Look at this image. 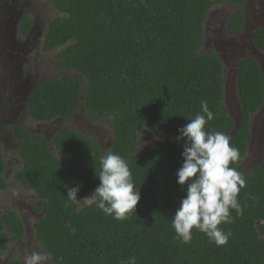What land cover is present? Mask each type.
I'll return each instance as SVG.
<instances>
[{
  "label": "trees",
  "instance_id": "obj_1",
  "mask_svg": "<svg viewBox=\"0 0 264 264\" xmlns=\"http://www.w3.org/2000/svg\"><path fill=\"white\" fill-rule=\"evenodd\" d=\"M62 15L53 21L44 51L62 50L58 66L78 74L43 82L28 104V118L48 124L70 121L83 111L89 119L104 118L112 131L108 151L128 163L141 200L126 219L117 221L94 205L81 208L69 201L65 186H80L78 202L94 192L100 181V144L96 137L63 128L54 147L20 125L12 129L22 143V168L17 181L35 192L44 204L45 217L35 225L36 240L52 264H121L135 257L137 264H264V162L246 172L252 142V120L264 106V72L248 57L237 67L236 95L242 123L225 105L226 70L218 54L202 53L208 14L214 7H240L227 31L245 27L248 0H52ZM32 26L27 19L25 30ZM264 52V30L253 36ZM207 100L215 118L208 129L230 137L241 157L233 167L247 184L239 200L243 215L231 212L232 222L220 227L230 233L228 243L217 246L193 230L183 243L171 227L186 188L177 183L185 141L179 129L201 111ZM159 141L145 150L141 134ZM7 165L0 152V187ZM27 235L20 216H0V251ZM9 264H23L13 260Z\"/></svg>",
  "mask_w": 264,
  "mask_h": 264
},
{
  "label": "rangeland",
  "instance_id": "obj_2",
  "mask_svg": "<svg viewBox=\"0 0 264 264\" xmlns=\"http://www.w3.org/2000/svg\"><path fill=\"white\" fill-rule=\"evenodd\" d=\"M17 7L24 15H28L33 22V33L23 43L29 45V54L24 61L26 73L25 79H30L33 85L43 82H50L58 79L76 78L83 84V91L86 89V82L80 79L78 74L72 71L63 70L58 66V57L62 50L48 53L44 51V43L49 31L50 24L62 15L56 10L52 0H15ZM5 11V10H4ZM237 11L236 7L217 6L215 7L207 21V34L202 53L218 54L224 64L226 74L225 105L229 115L239 122L242 116V108L236 95L237 67L232 59L231 53L239 56V60L253 57L264 72V52H257L252 45V28L258 20L264 19V0H254L249 4V26L247 30H242L236 35L227 32V19ZM263 17V19H262ZM261 27H264L261 26ZM227 46V47H226ZM243 55V56H242ZM230 57V58H229ZM29 66V67H27ZM35 81L37 83H35ZM84 109L70 121L56 120L52 123H35L28 118V114L22 115L18 120L25 130L33 136H41L48 140L56 153L54 141L56 135L66 127L85 135H91L98 139L100 153H106L112 142V131L104 118L92 120L87 117ZM0 109V119L3 118ZM1 123V122H0ZM13 123V122H12ZM17 123V121H14ZM13 123V124H14ZM3 125V126H2ZM8 123L0 124V152L5 157L7 171L4 176V187H0V216L14 212L20 216L27 230L26 238L20 242H11L7 252L0 251V264H9L17 259L23 262L26 252L42 251L43 247L36 240L35 225L44 217L45 213H39L37 209L44 203L40 201L37 194L32 190L25 189L17 181V173L22 168V161L19 157L20 141L15 139L14 132L7 127ZM252 142L250 152L245 160L246 172L250 173L261 166L264 162V106L253 116L252 120ZM144 148H152L159 139L149 133L141 134ZM82 203V202H81ZM81 208L84 205H80ZM48 264H52L51 259Z\"/></svg>",
  "mask_w": 264,
  "mask_h": 264
},
{
  "label": "clouds",
  "instance_id": "obj_3",
  "mask_svg": "<svg viewBox=\"0 0 264 264\" xmlns=\"http://www.w3.org/2000/svg\"><path fill=\"white\" fill-rule=\"evenodd\" d=\"M200 106L201 111L179 129L177 139L184 140L185 144L177 183L186 188V196L171 219V227L185 244L191 242L195 229L205 234L210 242L223 246L231 234L220 226L232 222L233 210L237 215H243L239 195L247 180L232 166L241 157L239 148L231 146L230 137L223 132L208 129V122L215 114L209 109L207 100H201ZM99 164L96 175L100 183L94 192L86 195L81 203L77 200L80 186H65L68 200L77 205H94L117 221L136 213L141 193L133 182L127 161L108 151L100 157ZM50 259V253L31 251L25 253L23 264H48ZM121 264H137V261L131 257L122 260Z\"/></svg>",
  "mask_w": 264,
  "mask_h": 264
},
{
  "label": "flooded vegetation",
  "instance_id": "obj_4",
  "mask_svg": "<svg viewBox=\"0 0 264 264\" xmlns=\"http://www.w3.org/2000/svg\"><path fill=\"white\" fill-rule=\"evenodd\" d=\"M253 1L254 0H248L247 4L244 6L246 22L245 27L242 30L248 29V8L249 4ZM236 8L237 11L238 9H240V7ZM210 13L208 14V16L210 15ZM235 13L236 12H234L233 14ZM233 14H231L227 19V26ZM27 19L30 21L32 26L29 29L25 30ZM254 25V28H252L253 36L258 31L264 30V27H261L264 25V19L258 20ZM32 30V20L30 19V17H28V15H24L22 10L17 7V3L15 0H0V109L2 110L1 115H3V118L0 119V122L2 124L3 122L8 123L9 126L7 127H9L8 129L12 132H14L12 128L15 125H20V123H18V119L22 115L28 114V104L30 102L33 90L37 86L42 84L38 83L36 85H33L30 82V79H25L27 73L25 71L26 67H24V70L22 69L24 65L23 60L26 61L28 59H26L27 55L29 54V47L27 46L32 45V43H29V45L23 43V46L21 45V43L32 35ZM240 31L236 32V34H238ZM253 36L252 45L255 48L253 43ZM255 50L257 52H262L258 51L256 48ZM228 52L231 53V57L236 62V67H238V64L243 59L241 61L239 60V56L237 57V55L239 54L234 53L236 51L231 52L229 49ZM27 75L29 74L27 73ZM35 83L37 82L35 81ZM14 121H17V123H14Z\"/></svg>",
  "mask_w": 264,
  "mask_h": 264
},
{
  "label": "water",
  "instance_id": "obj_5",
  "mask_svg": "<svg viewBox=\"0 0 264 264\" xmlns=\"http://www.w3.org/2000/svg\"><path fill=\"white\" fill-rule=\"evenodd\" d=\"M242 123V117H241V120L239 122H236V128H235V131H234V134L237 132V130L239 129L240 125Z\"/></svg>",
  "mask_w": 264,
  "mask_h": 264
}]
</instances>
